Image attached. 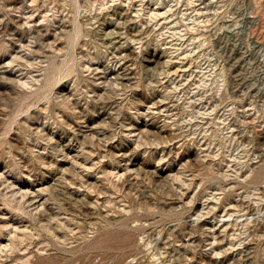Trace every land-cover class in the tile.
<instances>
[{
    "label": "rangeland",
    "instance_id": "rangeland-1",
    "mask_svg": "<svg viewBox=\"0 0 264 264\" xmlns=\"http://www.w3.org/2000/svg\"><path fill=\"white\" fill-rule=\"evenodd\" d=\"M0 264H264V0H0Z\"/></svg>",
    "mask_w": 264,
    "mask_h": 264
},
{
    "label": "bare ground",
    "instance_id": "bare-ground-1",
    "mask_svg": "<svg viewBox=\"0 0 264 264\" xmlns=\"http://www.w3.org/2000/svg\"><path fill=\"white\" fill-rule=\"evenodd\" d=\"M145 125H146V124H145ZM151 125H152V124H151ZM125 166H126V165H125ZM40 187H41V186H40ZM40 202H41V200H40ZM40 202H39V203H40Z\"/></svg>",
    "mask_w": 264,
    "mask_h": 264
}]
</instances>
